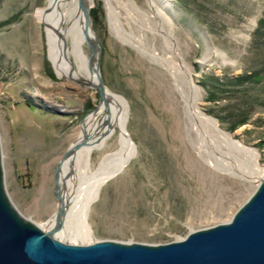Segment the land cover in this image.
Instances as JSON below:
<instances>
[{"label":"rangeland","instance_id":"374dc122","mask_svg":"<svg viewBox=\"0 0 264 264\" xmlns=\"http://www.w3.org/2000/svg\"><path fill=\"white\" fill-rule=\"evenodd\" d=\"M133 1L154 18L146 0ZM154 1L171 21L174 38L173 46H166L148 31L158 44L161 63L120 41L110 30L104 1L88 0L101 79L127 100L126 129L134 145L120 169L107 171L109 176L91 200L87 217L83 216L89 237L84 235L83 241L156 244L182 239L190 231L229 221L264 174V0ZM48 2L0 0L4 183L18 211L46 228L57 209L55 174L60 160L95 104L89 94L92 86L58 78L46 56L39 11ZM93 9L96 17L91 16ZM84 49L90 53L87 43ZM253 71L258 72L256 82L238 89L226 84L227 99L205 100L207 76L229 80ZM176 84L183 86L194 109L204 116L202 127L195 123L192 130L185 97ZM248 110L252 115L247 123L229 131L234 114ZM209 119L216 122L219 133L212 130ZM188 130L204 156L193 147ZM118 138L117 128L106 150L93 154V172L104 154L119 150Z\"/></svg>","mask_w":264,"mask_h":264},{"label":"bare ground","instance_id":"6f19581e","mask_svg":"<svg viewBox=\"0 0 264 264\" xmlns=\"http://www.w3.org/2000/svg\"><path fill=\"white\" fill-rule=\"evenodd\" d=\"M103 1L111 32L151 61L161 63L163 57L159 55L158 44L150 37L148 31L152 32L155 39L160 36L166 46H173L174 38L171 21L164 16L163 10L156 6L155 1L146 0L153 10L154 18L133 0ZM88 5V0H49L39 11L45 25L46 56L57 77L75 79L79 83L92 86L89 94L95 99L94 107L81 119L68 149L60 160L55 174L57 209L46 222L48 228L42 226L49 231L51 228L59 238L72 243L90 242L82 240L84 235L89 237L83 216L87 217L91 200L98 195L101 183L109 176L110 172L107 171L120 169L131 157L134 145L126 129L127 100L109 90L101 79L98 67L99 46L89 25ZM85 43L89 45V54L84 49ZM38 47L39 41L36 39L35 52ZM176 88L185 97L184 108L192 130L195 123V126L199 124L198 126L202 127L204 116L194 109L190 95L185 94L183 86L176 84ZM210 124L213 131L220 132L214 120H210ZM117 128L119 150L104 154L102 164L93 172V154L106 150L115 139ZM187 134L193 147L204 156L203 148L191 139L192 133L188 130ZM223 135L226 141L232 142L229 135ZM234 145L243 151L244 148H241L239 143L234 142ZM254 155L256 156V153ZM76 234L80 236L77 237Z\"/></svg>","mask_w":264,"mask_h":264},{"label":"water","instance_id":"95a60500","mask_svg":"<svg viewBox=\"0 0 264 264\" xmlns=\"http://www.w3.org/2000/svg\"><path fill=\"white\" fill-rule=\"evenodd\" d=\"M0 264H264V174L226 222L167 243H72L24 217L4 183L0 146Z\"/></svg>","mask_w":264,"mask_h":264},{"label":"trees","instance_id":"16d2710c","mask_svg":"<svg viewBox=\"0 0 264 264\" xmlns=\"http://www.w3.org/2000/svg\"><path fill=\"white\" fill-rule=\"evenodd\" d=\"M97 10H91V16L96 17ZM258 80V72L253 71L251 74H240L229 80L225 77L221 76H207V80H204V87L206 89L205 100L208 102H218L222 99H227L226 92V84L234 85V89H238L239 86L248 83H254ZM236 87V88H235ZM233 91V90H230ZM228 93V92H227ZM252 115V110L244 111L240 114H234L233 119L230 120L227 129L229 131L235 130L237 127L247 123L249 118ZM215 116L219 119H223L219 114H215Z\"/></svg>","mask_w":264,"mask_h":264}]
</instances>
